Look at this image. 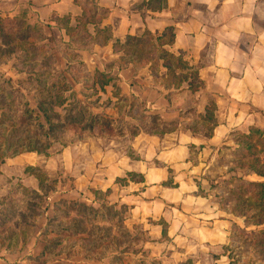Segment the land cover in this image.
<instances>
[{
	"label": "crops",
	"instance_id": "1",
	"mask_svg": "<svg viewBox=\"0 0 264 264\" xmlns=\"http://www.w3.org/2000/svg\"><path fill=\"white\" fill-rule=\"evenodd\" d=\"M11 1L17 0H0V10ZM87 1L108 10L99 26L109 28L112 38L105 45L81 50L90 56L85 67L92 65V75L112 71L117 80L104 91L97 86L98 94L90 98L82 93L84 84L78 93L87 102L100 101L105 93L113 107L141 104L146 114L175 124L165 132L122 130L112 138L96 132L55 154L31 152L7 159L0 167V217L9 180L22 177L39 191V180L26 172L39 167L47 178L61 174L49 197L54 205L63 199L95 209L104 203L114 212L124 208L123 225L131 236L127 245L138 243L140 264H229L226 249L233 226L245 228L244 219L214 202L206 185L231 145L233 132L264 130V0H31L30 9L35 21L59 30L53 14L79 16ZM71 20L75 23V18ZM167 27L174 28L175 39L165 48L198 71L201 86L196 91L190 88V79L180 88L165 84L164 68L159 83L148 65L120 69L116 63L122 55L115 50L117 40L123 43L145 31L162 35ZM115 83L118 97L113 94ZM211 101L216 104L215 126L206 119ZM210 125L214 129L208 136ZM129 173L136 177L130 179ZM51 206L26 240L16 236L8 241L0 230V264L49 263L58 257L67 264H87L66 253L55 258L44 254L46 239L57 235L43 234L55 215ZM135 235L141 240L131 243ZM130 255L135 254L128 250Z\"/></svg>",
	"mask_w": 264,
	"mask_h": 264
},
{
	"label": "rangeland",
	"instance_id": "2",
	"mask_svg": "<svg viewBox=\"0 0 264 264\" xmlns=\"http://www.w3.org/2000/svg\"><path fill=\"white\" fill-rule=\"evenodd\" d=\"M13 5H16V8L10 10ZM30 5L31 0L11 1L9 5H6L0 10V18L6 20L5 27L7 32L15 34L18 38L25 34L24 32L29 33L30 30H24L26 25H34L37 23L34 20V18H36L35 13L31 11ZM93 11L95 10L93 9ZM102 12V10L97 11L99 15H101ZM7 18H10V20L8 21ZM61 24L65 25V22L62 21ZM59 30L48 28L46 24L40 23V25L35 28V32L32 31L38 38V40L34 42L43 49L37 57L33 55L32 52L26 50L27 53L24 54V51L19 48L15 53L8 52L6 51L8 47L3 46L2 50L4 49V52L0 53V74H4L5 78L10 80L8 86L22 90L24 97L29 102V106L25 108L36 109L37 102H40V96H37L35 100L32 91L27 92L22 88L20 82H28L27 80L29 78L28 74H25L23 70L29 66H35V68L55 66L58 70L64 71L70 66L72 69L66 71L65 76L67 77V82H69L68 84L72 88V91L78 95H76V99L82 106L88 108L87 113L84 115L89 117L93 114H97L98 117L96 120H93V122L89 118L88 126L85 125V122L83 124V120L80 122L78 117L72 122L69 120L67 122L64 121V123L55 130V136H50L47 140V138L44 137V132H40V141L29 143V145H31V147H39L44 152L42 154L49 155L59 152L63 146L79 141L81 137L85 138L89 135H95L96 132L112 138V136L115 137L117 134L121 133L122 130H126L129 133L137 132V130L141 129L153 131L156 126L155 123L160 124V121L156 120L155 122V119L152 120L144 117L145 114L141 111L140 106L127 108L128 105L124 103L120 105V109L118 107L119 105L113 107L114 101L113 103L109 102L110 100H108L109 98H107L105 93L101 94L100 101L90 102H87L85 98L78 93L82 88V84H84L82 93L84 92V94H87L92 92L90 82L93 79V75L90 73L91 71H89L92 70V65H90V67H85L89 64V61L86 62V60H88L90 56L88 52H81L83 49L82 46L85 47L84 49H90L91 47H87L89 42H86L87 40L82 34L76 35L73 33L70 39L66 33H62V31ZM63 31L65 32V30ZM43 35L46 39H39ZM20 69L22 70L21 72H19ZM162 77L163 69L161 68L159 69V74L155 76V78L159 83H162ZM54 80L55 77L51 79V82ZM30 82L33 83L34 81ZM1 84L2 82H0V87ZM2 92L3 93H0V102H4L3 100H5L1 99V96L4 98L8 97L7 90ZM68 94H70V92L67 93V95ZM73 100L74 98L71 97L63 107H57L55 110L63 114L64 109L71 108L70 103H72ZM3 108L4 111L8 112L9 109L7 106ZM151 115L155 116V114ZM18 124L23 126L26 123L20 120ZM83 125L85 126L83 127ZM4 130L5 132H10L12 129L8 124H5ZM232 135L231 145L225 148L224 156L219 158L212 169V176L216 178L223 172L222 170L225 169L224 167H226L222 180H218L217 183L220 188H212V185L216 184L212 182L213 177L208 178L206 185L214 202H219L221 200L220 196L223 192L225 193L226 189L236 190V187L240 185V178H245L246 180L245 172L238 166V163L241 161L240 154L242 152V144L240 142L242 140L241 132L235 131ZM48 142H50V144H48ZM31 174L35 177L41 176L43 179V186L39 188V191H36V194L33 193V189L29 187V185H31L29 180H26L24 183L21 181L23 179L22 177L9 180V193L6 196L7 202H5V204L15 209V213L13 212L10 214L9 217L5 218L2 224H0L2 233L13 236L16 228L14 224L18 223V221L20 222L21 219L19 216L22 213L27 222L32 221L35 225L32 227V231H30L31 234L27 233L26 237L28 239V236L30 235L31 237L38 227L35 222L37 223L38 219L42 218L43 212L53 205L55 209L60 207L69 213V216H65V218L67 224H71L72 227L69 232H63L55 236V238H59V240L62 241V244L54 246L51 250L50 253L53 258L66 253L75 262L84 259L87 261V264H140V260L143 259L139 258L141 248L138 247V243L127 245V243H129L128 241H131V238L127 235L122 222L123 211L114 213L108 205L103 208L100 207L99 214H97L95 211L87 208H79L78 205H73V203H80V201H65L63 199L55 201V204H58L56 206L49 197L51 194L53 195L55 191L53 189L59 185L58 182L61 174L57 173L55 176L47 178L39 167L33 170ZM223 179H225V181H223ZM247 179L259 180L256 176L252 178L248 177ZM57 198L59 197H56L55 200ZM234 198L235 196H232L229 199L226 207L230 208L235 205ZM248 230L250 231L251 228ZM14 239L15 237L13 240ZM139 240H141V237L135 235L131 243L138 242ZM65 242L66 247L62 248ZM74 243L75 245H73ZM31 244L29 246L33 247ZM33 250H35V247H33ZM128 250L131 254L135 255L127 257ZM226 250L229 260L233 264H264V259L262 257L264 256V252L257 253L250 249L249 245L245 243L244 236L239 234L238 231H232L231 240ZM111 257L112 262H110ZM130 260L133 261L131 262ZM55 261H58V263H54ZM65 261L63 257H58L53 262L47 263L43 261L37 262V264H67Z\"/></svg>",
	"mask_w": 264,
	"mask_h": 264
},
{
	"label": "trees",
	"instance_id": "3",
	"mask_svg": "<svg viewBox=\"0 0 264 264\" xmlns=\"http://www.w3.org/2000/svg\"><path fill=\"white\" fill-rule=\"evenodd\" d=\"M161 2V0H158ZM93 9L95 11H93ZM98 10H102V14L97 13ZM108 10L105 8H99L95 4L87 1V5L84 6L83 12L81 15L72 17L71 15L61 16L54 13L52 18L56 21L57 27L59 29L65 30V33L70 37L75 33L76 35H83L84 38L89 42L87 47H93L95 44L105 45L109 39L112 38L111 32L107 27H100L99 24L107 14ZM64 17V18H60ZM71 18H75V23L72 22ZM12 19V18H11ZM9 21L10 18H7ZM4 19L0 18V53L4 52L2 50L3 46H7L6 51L14 52L19 48L24 51H30L33 55L38 56L43 49L36 45L34 41L38 40L35 33V28L40 25V22L34 25L28 24L24 28L25 31L30 30L29 33L24 32L20 38L15 34L9 33L6 30ZM12 21V20H11ZM62 21L65 22L61 24ZM48 25V24H47ZM93 30V32H92ZM33 31V32H32ZM39 39H46L44 35ZM175 39V33L173 27H167L162 35L154 36L151 32L145 31L140 37H127V39L121 43L119 40L114 44L115 50L120 51L122 55L116 61L119 65V68L125 66H133L134 69L140 67L149 66V69L153 75L157 76L159 74V69L166 70V79L165 84H176V88H180L183 81L190 79V88L193 91H196L201 86V80L198 76V71L191 67L187 61L182 56L175 55L165 48L167 45L173 44ZM84 49L85 47L82 46ZM88 49V48H87ZM26 50V51H25ZM72 69L68 67L64 71L58 70L55 66H47L46 68L40 67L35 68V66H29L24 69L23 72L28 74V82H20L22 88L27 92L34 93V99H37V96H40V102H37V108H25L29 106L28 100L24 97L21 89H14L11 86H8L10 80L5 78L4 74H0V82H2L0 87V93L7 90L8 92V102L7 98L1 96V99L4 102H0V167L5 161L9 158L15 157L23 153H44L39 147H31L29 143H34L40 141V132H44V137L47 140L50 136H55V130L61 126L62 123L67 122L68 120L72 122L77 117L79 121L88 126L89 118L96 120L98 117L97 114L92 116H85L88 108L80 104L76 99V93L72 91V88L67 82V77L65 72ZM22 70L20 69L19 72ZM181 72V74H177ZM185 72V73H183ZM55 77V80L51 82V79ZM114 80H117V76L112 74V71H96L93 75V79L90 82L92 92L83 94L90 98L98 94L97 86L100 90L104 91L105 87L112 83ZM30 81H34L33 83ZM29 83V84H28ZM28 84V85H27ZM118 85L114 84L113 94L119 96ZM173 91V90H171ZM67 95V93H69ZM74 98L73 102L70 103V109H64V113L61 114L55 109L57 107H63L70 98ZM8 103V104H7ZM9 109L8 112L4 111L3 107ZM9 106V107H8ZM141 111L145 114L144 117L149 119H155L160 121V124L155 123V129L153 131L165 132L173 128L172 125L175 123H165L160 116H152L151 114H146L144 112L143 106L140 104ZM134 107V104L130 108ZM137 107V106H136ZM135 109V108H134ZM139 109V108H138ZM216 111V104L211 101L207 107L206 119H208L209 124L214 123V114ZM20 120L25 121V125L20 126L18 122ZM91 122V123H92ZM8 124L12 130L10 132H5L4 125ZM83 125V127L85 126ZM27 126V129H26ZM172 126V127H171ZM215 126V123H214ZM214 126L211 125L207 128V135H211L214 129ZM26 129V130H25ZM25 130V131H23ZM138 131V130H137ZM6 133V134H5ZM136 133V132H133ZM49 137V138H48ZM45 138V140H46ZM241 161L238 163V166L241 170L245 172V178H240V185L236 187V190L226 189L225 193L220 196V205L222 208H229L227 202L232 196H235L234 201L235 205L229 208L230 212L238 217L244 219L245 228H240L237 225L233 226V232L238 231L239 234L244 236L245 243L249 245L250 249L255 252H264V130L260 128H251L249 133L241 132ZM50 144V142H48ZM29 145V146H28ZM36 168H27L26 172L31 173ZM256 176L259 180L247 179ZM39 179L40 188L43 186V179L41 176H36ZM128 177L134 179L135 174L129 173ZM120 182H126L127 178H119ZM218 177L213 178L212 182L216 184L212 185V188L218 187ZM222 180V179H221ZM225 181V179H223ZM230 184V183H229ZM36 194V191L32 190ZM223 198V199H222ZM4 208L1 212L0 224L3 220L9 217L15 209L7 206L5 204L6 198L2 200ZM71 203V202H69ZM73 203V202H72ZM56 206L58 204H55ZM73 205H78L79 208H87L89 210L95 211L99 214V209L107 206L106 204H101V208L95 209L84 203H73ZM111 208V207H110ZM112 209V208H111ZM122 208L119 211H124ZM113 211V210H112ZM119 211H116L118 213ZM114 212V211H113ZM15 213V212H14ZM115 213V212H114ZM20 214V213H19ZM65 216H69V213L65 209L57 207L55 209V215L51 218L46 226L43 234L45 237L53 232L57 235L71 230V224H67ZM20 222L15 223L14 235L8 236L6 233H2L8 241H12L16 236H22L26 240L27 233L31 234L32 227L35 225L32 221L27 222L24 215L20 214ZM24 218V219H23ZM35 219V218H34ZM123 222V218H122ZM256 228L251 229L248 228ZM262 227V228H261ZM166 229V226L165 228ZM166 231V230H165ZM127 235L131 238L130 234L126 230ZM62 241L59 238H47L45 246V255L49 258H53L50 253L54 246H57ZM66 242L63 244V247H66ZM75 245V243L73 244ZM264 255V254H263ZM264 259V256H262ZM191 262H187L190 264ZM229 264H233L231 261Z\"/></svg>",
	"mask_w": 264,
	"mask_h": 264
}]
</instances>
